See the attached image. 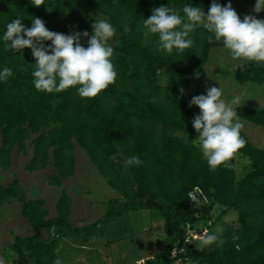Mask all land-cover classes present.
Instances as JSON below:
<instances>
[{"label":"trees","instance_id":"16d2710c","mask_svg":"<svg viewBox=\"0 0 264 264\" xmlns=\"http://www.w3.org/2000/svg\"><path fill=\"white\" fill-rule=\"evenodd\" d=\"M219 2L226 6L229 0ZM245 2L254 7L256 0ZM211 3L41 0L37 6L36 0H0V36L18 15L27 27L38 17L49 30L64 34L85 30L91 34L94 19L99 18H107L117 29L110 41L116 80L93 98L78 96V86L60 93L37 91L32 82L35 59L31 49L6 50L0 40V68L13 70L6 82H0V169L10 171L14 152L28 154L31 147L26 171L35 173L53 166L55 173L46 176L48 184L62 188L76 174L75 149L80 147L121 195L103 203L107 211L102 220L79 227L71 221L73 197L66 190L58 199L57 216L50 218L46 201L28 199L17 178L6 186L0 183V206L18 200L30 225L49 233L48 238L38 233L16 236L9 245L8 260L14 264H54L60 257L64 263L70 253L63 245H73L70 241L85 232L83 238H77L75 248L93 247L98 237L93 231L104 219L152 210L164 219L166 247L145 264H264V149L241 130L246 144L218 168L210 169L192 126L200 109L190 107L191 100L182 98L179 89L185 76L205 71L211 52L223 48L222 42H210V34L197 27L190 34L192 48L167 53L159 49L156 34H144L143 20L154 8L163 5L182 10L187 4L207 12ZM81 43L86 47L87 38L82 37ZM235 76L241 85L264 86V64L237 67ZM163 78L167 79L165 84ZM237 112L240 119L264 128V108L240 106ZM130 155L139 156L143 164L126 166ZM237 156L251 162V169L242 178L234 167ZM195 188L202 189L207 201L191 206L189 194ZM230 211L236 213L237 225H225L218 234L225 241L223 246H200V241H194L187 253L180 255L181 262L172 257V249L184 243L188 228L213 232Z\"/></svg>","mask_w":264,"mask_h":264},{"label":"clouds","instance_id":"9594fccd","mask_svg":"<svg viewBox=\"0 0 264 264\" xmlns=\"http://www.w3.org/2000/svg\"><path fill=\"white\" fill-rule=\"evenodd\" d=\"M37 6L41 0H36ZM182 11V14H181ZM253 11H264V0H256ZM24 18L17 16L5 26L0 40L4 48L13 52L31 49L35 59L33 85L37 91L60 93L74 86L81 98L98 96L117 77L113 63L114 48L110 41L116 34V27L107 19H94L92 33L87 30L69 34L49 30L41 18H33L31 27L23 23ZM202 27L210 35V42H222L232 61H251L264 64V19L255 15H245L243 19L229 3L224 6L219 0H212L205 12L202 7L185 4L182 10L170 6H160L152 10L149 18L143 20L145 36L156 34L161 51L172 53L194 46L191 33ZM87 38V46L81 38ZM50 41V44H45ZM13 75L11 67L0 68V82H6ZM199 77V72L196 73ZM220 86L207 88L206 94L194 96L190 107L200 109L192 119L197 132V143L202 157L210 169L215 170L246 144L241 135L244 127L237 112L244 98L241 94L232 95L225 100ZM143 161L137 155H130L126 166H140ZM225 241L213 231L202 235L200 246H223ZM175 254V250H173ZM0 264H4L0 260ZM54 264H63L57 257Z\"/></svg>","mask_w":264,"mask_h":264},{"label":"rangeland","instance_id":"374dc122","mask_svg":"<svg viewBox=\"0 0 264 264\" xmlns=\"http://www.w3.org/2000/svg\"><path fill=\"white\" fill-rule=\"evenodd\" d=\"M231 4L241 19L245 15H255L258 19H264V11L255 13L254 7L248 5L245 0H232ZM250 63L253 62L232 61L227 50L214 49L205 71L199 73V77L194 73L185 76L182 80V86L179 87L184 96L182 98L191 100L194 96L206 94L207 88L219 87L220 84L224 90L222 98L225 100L231 99L234 94H241L244 98L241 106L257 105L264 108V86L241 85L235 76L237 67ZM166 81V78L162 79L163 84ZM240 120L245 125L243 129L251 134V141L264 149V128H258L259 132L256 133V131L255 134L253 128H249V122ZM28 150V154H20L16 150L11 171L5 172L0 169V183L7 185L18 178L31 199L47 200L50 218L57 216L58 198L64 190L73 197L71 221L79 227L102 220L107 211L103 203L121 197L106 182L82 148L75 149L76 174L66 180L62 188L51 187L44 179V176L55 173L53 166L34 174L26 171L25 166L32 157V148L28 147ZM236 161L234 167L238 176L242 178L251 169V162L243 156H237ZM118 210L119 208H116V211ZM219 213H215L214 217L216 218ZM237 218L236 213L230 211L218 221L214 231L219 234L223 232L225 225H237ZM37 233L41 238L49 237L48 231L35 230L30 225L22 216L18 204L7 208L0 206V260L4 264H14L13 260H8V255L10 254L9 245L16 236L28 237ZM84 233L79 234L77 238H83ZM93 234H97L98 237H95L93 247L89 249H76L74 244L79 240L77 238H75L76 241H70L73 245L65 243L67 245L64 244L63 247L70 253V257L63 264H136V262L145 264L149 258H154L165 249L167 239L163 217L152 210L126 212L115 220L106 218L93 231Z\"/></svg>","mask_w":264,"mask_h":264},{"label":"built area","instance_id":"2783aa9c","mask_svg":"<svg viewBox=\"0 0 264 264\" xmlns=\"http://www.w3.org/2000/svg\"><path fill=\"white\" fill-rule=\"evenodd\" d=\"M189 198L191 206L201 205L204 201H207L204 192L200 188H195L192 192H190ZM199 230H201V228H199ZM199 230L188 228L184 243L182 245L181 243H178L172 249L171 255L173 258L178 259V261L181 262L180 255L187 253V248L190 245L192 246L194 241H200L202 235L207 234V229H204L202 232H199ZM173 250H175V254Z\"/></svg>","mask_w":264,"mask_h":264},{"label":"crops","instance_id":"0c3cea01","mask_svg":"<svg viewBox=\"0 0 264 264\" xmlns=\"http://www.w3.org/2000/svg\"><path fill=\"white\" fill-rule=\"evenodd\" d=\"M255 86V85H254ZM256 86H259V85H256ZM250 87H248V89H249ZM256 89V88H255ZM254 89V90H255ZM251 106V105H250ZM251 107H254V108H261V106H255V105H252ZM248 124V123H247ZM250 125V127L249 128H253V133H255L256 131V133H258L259 131V129L258 128H260L261 126H258V125H255V124H252V123H249ZM245 126V125H244ZM242 131L250 138V135L251 134H248V132H246L244 129H242ZM255 133V134H256ZM254 135V134H253ZM251 139V138H250ZM254 143V142H253ZM16 152V151H15ZM15 152H14V154H15ZM14 154H13V163H14ZM13 168V167H12ZM11 168V169H12ZM25 168H26V166H25ZM11 169H10V171H11ZM46 170V169H45ZM45 170H43V171H45ZM5 172H8V171H5ZM28 172V171H27ZM38 172H40V171H38ZM29 173V172H28ZM35 173H37V172H35ZM31 174H34V173H31ZM35 178V177H34ZM33 178V179H34ZM18 179V178H17ZM44 179L45 180H47L46 179V176H44ZM19 180V179H18ZM14 181V180H13ZM19 182H20V180H19ZM12 183V182H11ZM11 183H9V184H11ZM21 183V182H20ZM47 183H48V180H47ZM9 184H7V185H9ZM22 184V183H21ZM49 185V184H48ZM6 186V185H5ZM22 186H23V184H22ZM52 187V186H51ZM54 187V186H53ZM26 195H27V193H26ZM27 198L28 199H31L28 195H27ZM39 199V198H38ZM42 199V198H41ZM59 199V198H58ZM32 200H36V199H32ZM43 200H44V198H43ZM45 201H47V200H45ZM14 204H18V207H19V209H20V212H21V214H22V204L18 201V200H13V201H11L9 204H7V205H5V206H1V208H7V207H9V206H14ZM48 204H47V202H46V207L48 208V206H47ZM49 209V208H48ZM72 215H73V213H72ZM23 216V215H22ZM72 217V216H71ZM25 218V217H24ZM28 221V220H27Z\"/></svg>","mask_w":264,"mask_h":264},{"label":"water","instance_id":"95a60500","mask_svg":"<svg viewBox=\"0 0 264 264\" xmlns=\"http://www.w3.org/2000/svg\"><path fill=\"white\" fill-rule=\"evenodd\" d=\"M55 230V228H53V231Z\"/></svg>","mask_w":264,"mask_h":264}]
</instances>
